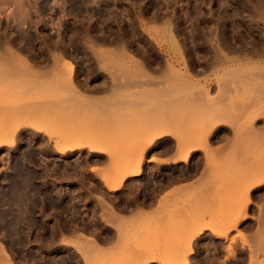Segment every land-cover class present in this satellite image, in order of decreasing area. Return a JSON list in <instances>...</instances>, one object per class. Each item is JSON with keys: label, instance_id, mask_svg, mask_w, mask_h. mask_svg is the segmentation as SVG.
Listing matches in <instances>:
<instances>
[{"label": "rangeland", "instance_id": "rangeland-1", "mask_svg": "<svg viewBox=\"0 0 264 264\" xmlns=\"http://www.w3.org/2000/svg\"><path fill=\"white\" fill-rule=\"evenodd\" d=\"M80 32L102 36L80 39ZM0 50L6 58L11 52L2 62L9 60V69L0 63V141L9 132L12 140L0 145V161L31 160L35 152L40 159L103 160L84 163L81 173L107 188L108 195L94 189L95 201L117 242L66 241L85 264H176L181 252L182 264H264V0H0ZM86 69L100 89L80 80ZM256 131L262 137L254 138ZM165 135L178 143L179 173L190 174L200 154L213 176L175 209L164 201L156 215L126 220L118 202L113 206L117 192L142 173L146 147L174 149L159 141ZM232 139L236 151L211 152ZM157 153L153 160L164 163ZM239 163L244 170H235ZM115 184L121 188L113 192ZM7 190L19 184L0 183V192ZM136 199L130 188L123 197L128 205ZM0 264H16L1 246Z\"/></svg>", "mask_w": 264, "mask_h": 264}, {"label": "flooded vegetation", "instance_id": "flooded-vegetation-1", "mask_svg": "<svg viewBox=\"0 0 264 264\" xmlns=\"http://www.w3.org/2000/svg\"><path fill=\"white\" fill-rule=\"evenodd\" d=\"M78 35L80 39L90 36L95 40L102 36L97 32ZM66 37L70 39L72 34ZM76 49L67 47V55H76ZM33 51L35 56H42L39 47ZM88 73L87 69L83 71L85 76L80 80L95 91L101 82L86 77ZM33 154L34 158L27 161L19 155L0 161V183H18L20 188L17 192H0V203L4 205L0 207V246L7 249L16 264H85L79 252L66 241L72 236H84L103 243L116 236L115 229L102 218L105 208L95 201L100 196L94 189L108 195L107 188L101 180L96 178L93 183L81 173L84 163L91 166L103 160L98 155L87 161L90 155L61 160L40 159L39 153ZM117 202L118 197L113 203L115 208Z\"/></svg>", "mask_w": 264, "mask_h": 264}, {"label": "crops", "instance_id": "crops-1", "mask_svg": "<svg viewBox=\"0 0 264 264\" xmlns=\"http://www.w3.org/2000/svg\"><path fill=\"white\" fill-rule=\"evenodd\" d=\"M262 135L263 133L260 134V132L256 131L254 133V138L258 139L262 137ZM162 140L167 144L173 145V140L175 139L169 135H165L159 139V141ZM234 140L232 139L230 142L222 145L215 144L211 152L214 153L215 156H218L221 154V152L228 154L230 152L236 151L238 144H236V141ZM158 144L159 142L155 143L154 147ZM174 145L175 147L173 150H168V148H164L163 146L157 150L152 147H146L145 151H147V159H145L146 163L143 165L142 173L135 174L128 178L126 181V187H123L117 192L119 199V203L117 204V212L122 214L124 219L127 220L131 218L132 220L141 213H145L147 215H156L161 208V203L164 201L172 203L171 209H175L178 200L181 198L183 199L185 193H199L201 188L206 185L205 180L213 176L212 169L206 166L207 162L205 160V156H200V154L197 156L195 161H190V164L193 165V167L190 168V174L187 175L185 173H179L181 169L179 165L182 162L180 159L181 154L180 150L178 149V143H174ZM156 151H159L157 153L159 158L157 157V159L164 161V163L159 164L153 160V157L156 156V154L153 153ZM200 157H203V164L195 165L197 163V159ZM235 168V170L238 171L245 169L244 165L241 163L235 166ZM129 188L131 189V196L136 195V204H132L131 202L130 205H128L127 201H123V197ZM173 203H175V205H173ZM130 208L131 215L128 213ZM169 212H171L170 207ZM246 221L247 220H243L238 225ZM238 225L233 230L236 231ZM116 238L117 237L114 236L111 242H103L102 245L104 247L107 246L106 248H112L117 242ZM73 239L74 237L72 236L70 240L73 241Z\"/></svg>", "mask_w": 264, "mask_h": 264}, {"label": "bare ground", "instance_id": "bare-ground-1", "mask_svg": "<svg viewBox=\"0 0 264 264\" xmlns=\"http://www.w3.org/2000/svg\"><path fill=\"white\" fill-rule=\"evenodd\" d=\"M21 1H22V0H21ZM19 8H20V7H19ZM21 13H22V12H21ZM21 18H23V17H21ZM22 21H23V20H22ZM20 23H21V22H20ZM21 26H22V25H21ZM168 28H169V29H168ZM164 30H165L166 32H167L168 30H170V25H168V23L165 24V26H164ZM21 31H22V30H21ZM168 34H169V39H170V41H171V44H172L173 48H174V49H177V51L180 52V54H181L183 51H181L182 49H180L179 46H178V44L176 43V41H175L176 38H173V37L171 36L172 34H170V32H169ZM3 37H4V36H3ZM5 43H6V42H5ZM19 44H20V43H19ZM4 45H5V44H4ZM21 46H22V45H21ZM21 46H20V47H21ZM20 47H19V49H20ZM3 48H4V47H3ZM6 48H7V47H6ZM17 48H18V47H17ZM21 48H23V47H21ZM9 49H10V48H9ZM5 50H6V49H5ZM1 51H3V50H0V52H1ZM7 51H8V50H7ZM2 53H3V52H1V54H0V63H1L2 65H5L6 63L3 64L2 62H3V61L6 62V61H5V58H6V57H5L4 54L2 55ZM4 53H5V52H4ZM8 53H10V55H11V52L8 51ZM8 53H6L7 58H9V57H8V55H9ZM60 54H61V53H60ZM182 54H183V53H182ZM183 55H184V54H183ZM12 57H14V56H13V52H12ZM7 58H6V59H7ZM10 59H11V57H10ZM183 59H184V58H183ZM220 60H222V59H220ZM8 61H9V60H8ZM8 61H7V64H9V62H10V61H9V62H8ZM22 63H23V65H24L25 67H29V63L27 62V60L23 59V60H22ZM7 64H6L5 66H7V69H9L8 67L10 66V64H9V65H7ZM5 66H4V67H5ZM139 66H141V65H139ZM65 67H66V68L72 73V71H73V69H74L73 64H71L70 62L66 61V62H65ZM141 67H142V66H141ZM17 69H18V68H17ZM142 69H143V68H142ZM25 70H29V69H28V68H25ZM12 71H13V70H12ZM1 72H3V71H1ZM6 72H7V73H10V71L8 72V70H7ZM15 72H16V71H14V73H15ZM142 72H143V70H142ZM3 73H5V72H3ZM29 73H30V71H29ZM5 74H6V73H5ZM0 76H1V75H0ZM3 76H5V75H3ZM12 76H13V75H12ZM6 79H7V78H6ZM9 79H10V77H9ZM67 81H68V82H71V80H69V79H68ZM35 82H37V81H35ZM35 82H34V83H35ZM116 82H117V79H116ZM34 83H33V84H34ZM71 83H73V82H71ZM71 83H69V85H70ZM129 83H130V82H129ZM129 83H128V84H129ZM38 84H39V83H38ZM40 84H41V83H40ZM42 84H43V83H42ZM42 84H41V85H42ZM117 84H119V86H122V85H123V83H122V85H121V84L118 83V82H117ZM128 84L126 83V85H124V86L126 87ZM135 84H136V83H135ZM72 85L74 86V84H72ZM109 85H110V84H109ZM30 86H32V85H30ZM36 86H37V85L35 84V85L33 86V88H31V89L36 88ZM70 86H71V85H70ZM116 86H118V85H116ZM128 86H129V85H128ZM130 86H131V84H130ZM114 87H115V86H114ZM114 87H113L112 90H114ZM29 88H30V87H29ZM122 88H123V87H122ZM128 88H130V87H128ZM128 88L126 87V89H128ZM31 89H29V90H31ZM42 89H43V88H42ZM44 89H45V88H44ZM46 89H47V87H46ZM117 89H118V87H116L115 90H117ZM123 89H124V88H123ZM48 90H49V89H48ZM104 90H106V89H104ZM112 90H111V91H112ZM120 90H121V89H120ZM33 92H34V91H33ZM41 92H42V91H41ZM112 92H113V91H112ZM113 93H114V92H113ZM115 93H116V92H115ZM32 95H33V94H32ZM31 102H33V101H31ZM45 102H46V101H45ZM48 102L50 103V100H49ZM51 102H52V101H51ZM29 103H30V102H29ZM88 103H89V102H88ZM31 104H33V103H31ZM34 104H35V103H34ZM47 104H48V103H47ZM51 104H52V103H51ZM91 104H92V103H91ZM93 104H94V103H93ZM41 105H45V107H46V104H42V103L39 104V106L42 108L43 106H41ZM96 105H97V104H96ZM37 106H38V105H37ZM35 107H36V106H35ZM5 108H6V107H5ZM43 108H44V107H43ZM93 108H95V107H93ZM7 109H8V108H7ZM96 109H97V108H96ZM11 110H12V109H11ZM8 111H9V110H8ZM20 124H21V123H20ZM23 126H24V125H23ZM3 127H4V125H3ZM7 128H8V127H4L5 130H6ZM18 129H19V128H18ZM21 130H24V128L21 129ZM1 131H2V130H1ZM9 133H10V132H9ZM9 133H8V134H9ZM11 133H12V132H11ZM8 134H3V135L1 136L2 138H1V141H0V145L5 144V143L8 144V143H10V141H12L11 138H9V135H8ZM6 135H7V136H6ZM15 136H16V135H15ZM6 137H7V138H6ZM8 138H9V139H8ZM138 172H139V171H137L136 173H138ZM134 173H135V172H134ZM152 174H153V173H152ZM109 177H112V176H109ZM109 177H108V178H109ZM119 177H120V176H119ZM122 178H124V177L122 176ZM122 178H121V179H122ZM106 179H107V178H106ZM121 179H120V180H121ZM122 180H123V179H122ZM119 183H120V182H119ZM119 188H121L120 184H118V185L115 184L114 186H112L111 191H113V192H114V191H117ZM79 189H80V188H79ZM86 198H87V197H86ZM248 201H249V199H248ZM18 202H19V201H18ZM72 210H73V209H72ZM74 212H75V211H74ZM75 217H76V216H75ZM245 218H248V215H246ZM245 218H244V219H245ZM23 222H24V221H23ZM15 235H17V234H15ZM15 235H14V236H15ZM47 244H48V243H47ZM25 246H26V245H25ZM96 250H100V249H96ZM42 251H43V250H42ZM190 253H191V251H190ZM181 254H182V255H181ZM188 254H189V253H188ZM110 256H111V255H110ZM110 256H109V258H111ZM112 256H113V255H112ZM185 256H186V255H185V254L183 255L182 252H181L180 254L178 253L177 256H176V255L173 256V259L176 260V261H174V263H176V264H179V263L182 264V263H184V261H183V262H182V261L180 262L178 259H179V258H183V257H185ZM46 257H47V256H46ZM113 257H115V256H113ZM177 261H179V262H177ZM185 263L187 264V261H185ZM25 264H26V263H25Z\"/></svg>", "mask_w": 264, "mask_h": 264}]
</instances>
